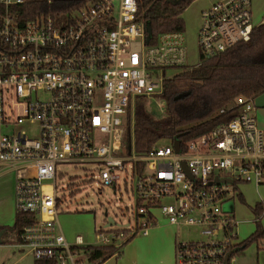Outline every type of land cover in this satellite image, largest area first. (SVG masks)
Instances as JSON below:
<instances>
[{"label": "built area", "instance_id": "1", "mask_svg": "<svg viewBox=\"0 0 264 264\" xmlns=\"http://www.w3.org/2000/svg\"><path fill=\"white\" fill-rule=\"evenodd\" d=\"M22 2L0 0V177H12L16 212L36 219L15 247L34 260L96 264L88 246L119 249L163 220L175 229L174 264H229L239 241L224 204L243 184L264 183V129L254 99L235 98L227 106L234 117L178 139V149L169 140L138 152L126 127L130 121L133 128L137 100L156 98L164 80L251 38V0L218 1L201 12L200 60L191 65L183 32L149 38L137 0L90 1L60 20L22 19L12 9ZM33 124L36 137L26 131ZM60 163L97 171L114 192L125 173L136 212L119 229L93 231L90 244L80 234L67 240L57 223ZM181 226L196 227L199 237H181Z\"/></svg>", "mask_w": 264, "mask_h": 264}, {"label": "trees", "instance_id": "2", "mask_svg": "<svg viewBox=\"0 0 264 264\" xmlns=\"http://www.w3.org/2000/svg\"><path fill=\"white\" fill-rule=\"evenodd\" d=\"M90 1L97 0H23L12 9L25 20L34 16L60 20L68 18L72 10ZM137 1L139 15L143 18L145 31L150 39L161 32H184L182 13L193 0ZM253 29L249 40L236 44L219 55L203 58L199 66L177 71L172 78L164 80L163 90L157 95L163 102L162 115L154 117L140 103L142 98L137 100L133 112V129L130 131L129 121L126 131L128 141H133L136 151H146L164 138L170 141L177 138L184 143L234 117L232 111H227V106L234 97L240 95L254 99L264 92V22ZM178 77H185L188 86L179 87L176 81ZM221 109L225 111L223 114L219 112ZM253 210L257 216L263 211L259 205ZM34 221V214L16 212L13 224L0 229H5V233L9 234L10 242H18L23 228ZM261 239H264V234L258 219L256 229L239 243L238 250ZM117 249L112 245L88 246V258L99 264ZM34 264L55 263L49 259H40L35 260Z\"/></svg>", "mask_w": 264, "mask_h": 264}, {"label": "crops", "instance_id": "3", "mask_svg": "<svg viewBox=\"0 0 264 264\" xmlns=\"http://www.w3.org/2000/svg\"><path fill=\"white\" fill-rule=\"evenodd\" d=\"M224 0H193L182 13L185 23L184 37L187 42L190 36L195 33L200 23L201 12L211 4ZM251 12L255 25L264 22V0H251ZM193 24V25H192ZM192 25V26H190ZM187 45V44H186ZM255 116L257 117L258 126L264 129V107L255 109ZM11 184V183H10ZM12 186V185H11ZM9 206L6 210L0 212V228L11 226L14 222L16 208L15 196L11 187ZM2 190V191H4ZM5 194L0 196V204L5 199ZM232 199V204L228 211H232L234 220L236 222L234 230L238 237L239 243L246 240L247 237L256 229V220H260L261 227L264 234V183L256 185L253 183H246L240 187V193L237 197ZM229 201V200H228ZM263 209L259 216L254 213L253 208L258 206ZM78 217L85 218V215L77 214ZM73 217V216H69ZM69 217L62 218V224L68 226V231L65 232L61 225L59 228L67 238L72 241L75 234L69 233L70 230L90 231L92 243L93 231L92 225L87 228V225L71 226ZM258 217V218H257ZM58 219V218H57ZM161 223V224H160ZM160 225L152 227L148 234L137 237L138 235L129 237V240L121 248L114 251L108 259L101 261L99 264H174L173 245L175 229L167 222L161 220ZM83 236L82 234H80ZM0 244V264H34L35 260L28 251H20L14 245V240L9 241V235L5 232L2 234ZM85 241V240H84ZM229 264H264V239L254 241L248 244L243 249L237 250L232 254Z\"/></svg>", "mask_w": 264, "mask_h": 264}, {"label": "rangeland", "instance_id": "4", "mask_svg": "<svg viewBox=\"0 0 264 264\" xmlns=\"http://www.w3.org/2000/svg\"><path fill=\"white\" fill-rule=\"evenodd\" d=\"M198 28L195 29V33L191 35L189 40H187L186 42V48H188L187 62L189 65L194 64L200 60V51L197 45ZM176 81L179 83V87L181 88H185L189 84L188 80L185 77H178ZM237 97L243 96L238 95L234 97L231 100L232 102H230L228 106L232 105L236 100L235 98ZM140 101L144 109L147 112L152 113L154 117L162 115L163 102L158 97L147 99L143 98L140 99ZM133 114L134 113L132 111L130 116L132 125L134 124ZM20 128L24 129L25 124H21ZM132 129L133 128L130 127V131H132ZM26 131L28 135L31 136L35 134L34 137H36L38 132V124L26 126ZM158 143L165 146L170 142L168 139L164 138L159 140ZM56 171L60 173L56 177V184L58 196L60 198V205L62 207L59 210L57 223L61 225L62 229L65 232H67L69 228L68 226H64V224H62L63 217L73 216L69 217V225L74 227V225L76 224L81 226L88 224L86 229H88L92 225L91 230H94L97 233V230H99L104 224L103 213L105 210L107 211L108 215L113 218L115 223H117L116 225H114V230L119 229V224L125 225L127 218L131 216L132 213L136 212V205L133 195L129 190L124 188V181L126 180L125 173L119 172L120 178L117 180V184L119 185L120 189L114 192V188H112L111 185L102 186L99 183L98 176L94 177V175H97L98 172L93 169L87 170L85 168H82L81 165L74 166V164L71 165L60 163L57 164ZM10 186L13 187V180L10 175L0 177V196L4 194L6 195V201L0 204V212L6 210L9 206L10 193L8 191ZM4 188H7L8 191L4 190ZM12 191L15 196L14 187L12 188ZM231 202L232 199H229V201L225 202L223 207L224 210L228 211L229 206L232 204ZM77 214L85 215L86 219L78 217ZM69 233L75 235L82 234V237L86 242L91 241L90 231L81 232L79 230H76L74 232V230H70ZM180 234L183 238L190 237L195 239L199 237L196 227L187 228L185 226H181ZM140 236L141 235H138L137 237Z\"/></svg>", "mask_w": 264, "mask_h": 264}, {"label": "water", "instance_id": "5", "mask_svg": "<svg viewBox=\"0 0 264 264\" xmlns=\"http://www.w3.org/2000/svg\"><path fill=\"white\" fill-rule=\"evenodd\" d=\"M254 106L256 109H259L261 107H264V92H262L260 95L256 96L254 98ZM179 146V140L175 139L174 141V147L175 149H178ZM104 219H105V224L104 227H108V226H114L117 223H115V221L113 220V218L111 216L108 215L107 211L105 210L103 213ZM119 226V225H118ZM5 232V229H0V238L2 236V234ZM0 244H1V240H0Z\"/></svg>", "mask_w": 264, "mask_h": 264}]
</instances>
